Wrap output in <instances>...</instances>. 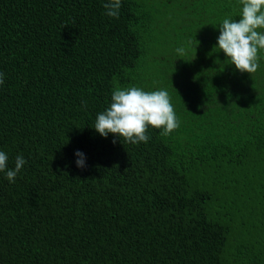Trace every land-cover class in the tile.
<instances>
[{
    "label": "trees",
    "instance_id": "1",
    "mask_svg": "<svg viewBox=\"0 0 264 264\" xmlns=\"http://www.w3.org/2000/svg\"><path fill=\"white\" fill-rule=\"evenodd\" d=\"M105 2L0 0V151L26 160L0 171V264H264V49L248 74L216 46L240 0ZM133 86L179 127L102 137Z\"/></svg>",
    "mask_w": 264,
    "mask_h": 264
},
{
    "label": "clouds",
    "instance_id": "2",
    "mask_svg": "<svg viewBox=\"0 0 264 264\" xmlns=\"http://www.w3.org/2000/svg\"><path fill=\"white\" fill-rule=\"evenodd\" d=\"M240 4L242 8L238 20L226 17L217 26L219 35L216 46L237 70L252 74L259 68L258 52L264 49V0H240ZM103 8L107 16L119 18L121 0H106ZM176 51L182 56L185 49L178 48ZM4 77L5 74L0 71V85L4 83ZM179 124L166 90L145 91L133 86L113 90L110 106L97 114L93 127L102 137L111 133L127 143L138 144L150 139L146 134L149 126L162 128V134L169 135ZM75 156L78 157L75 161L77 167H84V154L76 151ZM7 161V154L0 151V171L7 169V180L15 182L26 160L18 155L12 169H8Z\"/></svg>",
    "mask_w": 264,
    "mask_h": 264
}]
</instances>
